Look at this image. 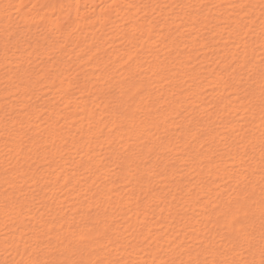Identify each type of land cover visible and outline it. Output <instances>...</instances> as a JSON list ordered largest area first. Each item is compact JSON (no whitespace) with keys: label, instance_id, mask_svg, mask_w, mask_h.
<instances>
[{"label":"bare ground","instance_id":"obj_1","mask_svg":"<svg viewBox=\"0 0 264 264\" xmlns=\"http://www.w3.org/2000/svg\"><path fill=\"white\" fill-rule=\"evenodd\" d=\"M0 264H264V0H0Z\"/></svg>","mask_w":264,"mask_h":264}]
</instances>
